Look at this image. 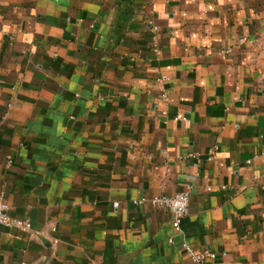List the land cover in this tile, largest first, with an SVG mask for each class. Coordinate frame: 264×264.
Here are the masks:
<instances>
[{
    "label": "crops",
    "instance_id": "0c3cea01",
    "mask_svg": "<svg viewBox=\"0 0 264 264\" xmlns=\"http://www.w3.org/2000/svg\"><path fill=\"white\" fill-rule=\"evenodd\" d=\"M0 194V264H264V0H0Z\"/></svg>",
    "mask_w": 264,
    "mask_h": 264
},
{
    "label": "built area",
    "instance_id": "2783aa9c",
    "mask_svg": "<svg viewBox=\"0 0 264 264\" xmlns=\"http://www.w3.org/2000/svg\"><path fill=\"white\" fill-rule=\"evenodd\" d=\"M151 30L156 33L158 28L155 25L150 24ZM153 51L158 52L157 45L153 43ZM160 81V79L158 80ZM167 95L163 94L162 98H166ZM175 120H178L175 118ZM10 161H8V164ZM221 190H225V186L220 187ZM211 188L208 187L209 191ZM192 190L190 184H186L185 189L179 193H176L173 196H157L151 198L148 203L154 208L165 209L171 215V225L175 232L179 233L181 231V224L184 217L187 214L189 206V195ZM145 199H140L133 201V205H141L146 203ZM118 205L114 204L116 208ZM7 205L4 203L3 195L0 194V226L4 228H11L12 226H20L23 229L28 227V224L25 222H20L10 218L7 214ZM182 251L189 257L191 264H212L216 259V254L211 251H196L187 243H183Z\"/></svg>",
    "mask_w": 264,
    "mask_h": 264
}]
</instances>
